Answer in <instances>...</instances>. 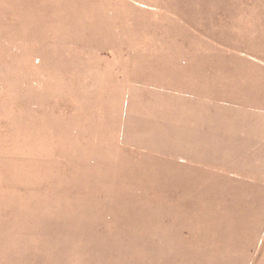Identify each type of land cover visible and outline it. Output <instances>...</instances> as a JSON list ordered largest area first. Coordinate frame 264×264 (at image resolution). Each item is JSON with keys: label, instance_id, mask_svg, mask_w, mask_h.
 <instances>
[{"label": "rangeland", "instance_id": "1", "mask_svg": "<svg viewBox=\"0 0 264 264\" xmlns=\"http://www.w3.org/2000/svg\"><path fill=\"white\" fill-rule=\"evenodd\" d=\"M0 264H264V0H0Z\"/></svg>", "mask_w": 264, "mask_h": 264}]
</instances>
